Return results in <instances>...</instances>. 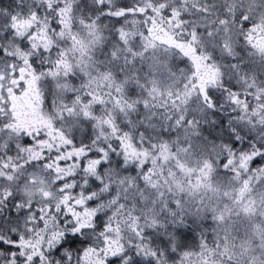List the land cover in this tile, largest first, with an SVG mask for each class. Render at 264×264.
<instances>
[{
	"label": "snow or ice",
	"instance_id": "obj_1",
	"mask_svg": "<svg viewBox=\"0 0 264 264\" xmlns=\"http://www.w3.org/2000/svg\"><path fill=\"white\" fill-rule=\"evenodd\" d=\"M0 264H264V0H0Z\"/></svg>",
	"mask_w": 264,
	"mask_h": 264
}]
</instances>
